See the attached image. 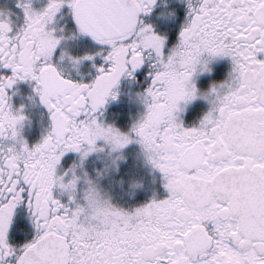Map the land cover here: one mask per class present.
Returning <instances> with one entry per match:
<instances>
[{"label": "snow or ice", "instance_id": "6c2138e0", "mask_svg": "<svg viewBox=\"0 0 264 264\" xmlns=\"http://www.w3.org/2000/svg\"><path fill=\"white\" fill-rule=\"evenodd\" d=\"M178 2L0 10V264H264V0ZM137 163L162 192L126 207Z\"/></svg>", "mask_w": 264, "mask_h": 264}, {"label": "flooded vegetation", "instance_id": "af4514ba", "mask_svg": "<svg viewBox=\"0 0 264 264\" xmlns=\"http://www.w3.org/2000/svg\"><path fill=\"white\" fill-rule=\"evenodd\" d=\"M169 5L176 8L178 16L183 15V6L179 4L178 0H169ZM7 9L11 14L10 19L14 24L19 25L22 23V13L20 9L15 7V0H0V10ZM157 27L164 29L171 27L173 22L171 20H162L156 19L155 16L152 18ZM227 69V62L221 61L218 65L215 66V72L213 78L220 79L222 78V74ZM135 88L134 85L130 86L127 81H122L121 83V96L118 102H114L109 105V113L112 112H122L126 113L129 111H135L136 105H134L128 98L129 96V88ZM19 92L13 96V103L15 105H19L24 103L27 105L26 96L29 94V88L27 85H20ZM204 105L202 102H196V105L190 110L187 119L192 120L194 116L199 114V110L202 109ZM41 109L38 106H27L26 114L29 116L30 123L26 124L24 129L25 136L29 139V141L35 140L41 131L42 123L44 117L41 116ZM130 173L135 175L139 179H141L143 183V188L138 189L133 197H129L125 192L121 191L119 188H113L111 194L114 200L124 206L134 205L138 202H143L147 200L155 190L157 193H161L159 184V176L156 174L155 178L152 174L149 173L146 167L140 166L138 163L134 168L130 169Z\"/></svg>", "mask_w": 264, "mask_h": 264}]
</instances>
